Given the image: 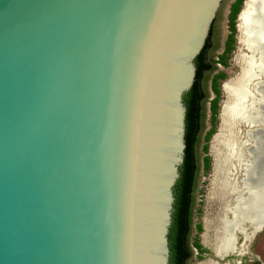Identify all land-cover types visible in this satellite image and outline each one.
Segmentation results:
<instances>
[{
    "label": "water",
    "instance_id": "95a60500",
    "mask_svg": "<svg viewBox=\"0 0 264 264\" xmlns=\"http://www.w3.org/2000/svg\"><path fill=\"white\" fill-rule=\"evenodd\" d=\"M224 2L0 0V264H168L183 96Z\"/></svg>",
    "mask_w": 264,
    "mask_h": 264
},
{
    "label": "bare ground",
    "instance_id": "6f19581e",
    "mask_svg": "<svg viewBox=\"0 0 264 264\" xmlns=\"http://www.w3.org/2000/svg\"><path fill=\"white\" fill-rule=\"evenodd\" d=\"M256 2L250 39L245 47L251 55L243 59L242 78L223 85L229 98L222 108L224 131L220 137L214 136L211 147L217 153L221 148L220 158L235 163L234 167L223 169V161L215 162L208 198L217 206V212L207 225V228L213 227L210 237L204 239V245L219 260L230 254L238 257L249 254L254 237L264 228V118H259L264 111L261 109L264 84L257 81L264 75V51L252 55L255 39L263 36L258 28L260 25L264 27V0ZM251 93L256 99L252 100ZM251 108H255V112L245 129L239 125L240 119ZM257 118L261 120L255 123ZM239 239L241 243L239 241L238 245ZM206 261H209L207 264H219Z\"/></svg>",
    "mask_w": 264,
    "mask_h": 264
},
{
    "label": "rangeland",
    "instance_id": "374dc122",
    "mask_svg": "<svg viewBox=\"0 0 264 264\" xmlns=\"http://www.w3.org/2000/svg\"><path fill=\"white\" fill-rule=\"evenodd\" d=\"M256 0H246V4H244L242 12L239 16L238 20V30L240 33V38H239V44L238 45V31L236 30V41H235V49L230 55L229 59L226 61V64L224 67H219L218 69L223 71L225 73L226 78L221 82L220 87L226 82L230 83L232 81H236L242 78V71L239 73V67L240 70L242 68V62L243 59H245L247 56L244 54L240 55L241 53H244V48H247V44L249 42V34L250 30L252 28V21L253 19V13L255 11V7L257 2L255 3ZM230 2V0H225L224 4L222 5L216 19L215 23L212 29V32L214 31L216 36V45L213 46L212 50L209 51L208 55L210 59H215L216 57V52L220 48L219 46V40L221 38V25L224 20V15L225 12L227 11V4ZM242 8V7H241ZM250 17L249 20H246V17ZM237 23V22H236ZM242 48V49H241ZM216 67V65H215ZM238 74V75H237ZM237 75V76H236ZM212 73L207 72L204 74V79H203V89L205 93L207 94V99L204 100L203 102V127L200 131L199 134V141L197 145L195 146V154H196V159H197V166H198V172H197V177H196V182L193 190V203H192V209H191V226L194 225V223H198L201 226V231L196 233L193 230V234L196 235L197 240L199 241L200 245L204 249L203 253L197 257L194 252H192L191 258L188 261V264H207L209 261L206 260H213L218 262L219 264H264V228L262 231L256 234V236L253 239L252 244L250 245L249 249V254H244L240 255H227L224 257V259H217L212 251L207 248L204 245V239L206 237H210L212 227L207 228V225L209 221H212V218L215 217L216 211V205L213 204L208 200L210 196V191H211V182L214 177V167H215V162L218 163V161H223L222 162V168L223 169H229L231 165L234 167V161H231L229 159L220 158V154L222 153V149L218 148V153L217 151H214L211 147L214 143V139L216 136L220 137L224 131L223 126V115L221 114L220 118V125H219V116L216 118V128L214 133L212 134V137L210 138V141L208 143V156L210 159V167L206 172L200 171L201 168V160H202V154H201V137L204 132H206L209 129V112H208V97H212V95L209 93L210 92V79H211ZM236 76V77H235ZM235 77V78H234ZM234 78V79H232ZM225 83V84H226ZM225 99L224 104L229 100L227 94L225 93L224 90L221 88V98L219 101V109ZM223 104V106H224ZM261 109H264V102L261 105ZM219 114V113H218ZM259 118H264V111L262 116ZM261 119H254V122L257 123ZM219 126V130H218ZM218 132V133H217ZM242 133V131H241ZM215 136V137H214ZM214 137V139H213ZM213 140V141H212ZM218 160V161H217ZM197 200V201H196ZM240 239L237 241L238 245ZM227 262V263H226Z\"/></svg>",
    "mask_w": 264,
    "mask_h": 264
},
{
    "label": "trees",
    "instance_id": "16d2710c",
    "mask_svg": "<svg viewBox=\"0 0 264 264\" xmlns=\"http://www.w3.org/2000/svg\"><path fill=\"white\" fill-rule=\"evenodd\" d=\"M244 0H235L231 6L229 22H230V38L226 43L225 52L219 56L218 63L224 66L226 64V56L232 49V43L234 42L233 35L235 33V19L241 8ZM215 22V21H214ZM213 22V25H214ZM210 30L209 37L201 50L200 54L195 59L196 66V79L191 89L184 94L183 102L186 106L185 115V155L183 163L179 169V179L174 186V211L172 213V223L168 233L169 243V262L168 264H187L190 252L187 246V237L191 220V209L193 203L192 192L195 185L196 177V154L195 146L199 141V134L202 129L201 119L202 105L201 100L204 98V94L201 92V83L204 79V74L207 71H212L213 66L206 63V53L209 47V39L212 33ZM223 77L222 73H218L213 77L212 86L215 93V99L211 101V113H212V127L206 133L204 137L205 144L203 146V153H206L208 142L215 131L216 118L218 114V102H219V90L217 87V80ZM210 167V159L205 156L203 159V170L206 172ZM198 232L201 231V226H196ZM194 247L200 254L204 249L198 242H194Z\"/></svg>",
    "mask_w": 264,
    "mask_h": 264
},
{
    "label": "flooded vegetation",
    "instance_id": "af4514ba",
    "mask_svg": "<svg viewBox=\"0 0 264 264\" xmlns=\"http://www.w3.org/2000/svg\"><path fill=\"white\" fill-rule=\"evenodd\" d=\"M235 2V0H232L231 2H230V4H229V6H228V9H227V13H226V35H225V37H224V40H223V43H222V45H221V41H222V34H221V38H220V42H219V46H220V48L218 49V51L216 52V57H215V59H210V57H209V55H208V53H209V51L210 50H212V48H213V46H215L216 45V40L214 41V39H216V36H214L215 35V33H214V31L211 33V36H210V39H209V47L207 48V53H206V63L208 64V65H212L213 66V70L212 71H207V72H210V73H212V76H211V79H210V94L212 95V97H208V112H209V129L205 132V135H206V133L211 129V127H212V124H211V121H212V113H211V101L213 100V99H215V93H214V90H213V86H212V80H213V77L216 75V74H218V73H222L223 74V77H221V78H219L218 80H217V87H218V90H219V92H220V94H219V101H220V98H221V88L222 87H220V85H221V82L226 78V76H225V73L223 72V71H221V70H219L218 68L219 67H224V66H222L221 64H219L218 63V59H219V56H221V55H223L224 54V52H225V48H226V43H227V41L229 40V38H230V34H231V31H230V22H229V16H230V10H231V6H232V4ZM242 5H243V3H242ZM242 5H241V7H242ZM241 9V8H240ZM240 11V10H239ZM238 15V14H237ZM236 18H237V16H236ZM215 23V22H214ZM214 26V25H213ZM235 26H236V19H235ZM213 29V28H212ZM221 33H222V31H221ZM233 39H234V42L232 43V49L229 51V53L228 54H225V56H226V61L229 59V57H230V55L232 54V52L234 51V49H235V41H236V27H235V33H234V35H233ZM215 65H216V67H215ZM207 72H205V73H207ZM203 82L204 81H202V83H201V92L204 94V98L201 100V105H202V115H203V102H204V100H206L207 99V94L205 93V91H204V89H203ZM223 90H224V87H223ZM226 93V92H225ZM218 110H219V102H218ZM217 116H218V114H217ZM201 125H202V127H203V117H202V119H201ZM215 128H216V124H215ZM205 135H204V137H205ZM204 137H203V141H204ZM201 141V140H200ZM204 144H205V141H204ZM204 144H203V146H204ZM203 146H202V152H203ZM207 150H208V147H207ZM204 155H203V157H202V171L203 172H205L204 170H203V159H204V157L205 156H207L208 158H209V156H208V153H207V151H206V153H203ZM196 158V157H195ZM196 166H197V159H196ZM197 172H198V166H197V171H196V177H197ZM196 177H195V182H196ZM195 186V185H194ZM192 194H193V192H192ZM192 197H193V195H192ZM197 224L198 223H195L193 226H194V228L192 229V226H191V220H190V227H189V232H188V237H187V246H188V250H189V252H190V255H189V258H188V260H187V264H188V261H189V259L191 258V255H192V249H194L195 251H196V256L197 257H199L201 254L198 252V250L194 247V242H198L199 243V241L197 240V238H196V235H192V233H193V230L196 232V233H198V230H197V228H196V226H197ZM191 235H192V237H191ZM200 244V243H199Z\"/></svg>",
    "mask_w": 264,
    "mask_h": 264
}]
</instances>
